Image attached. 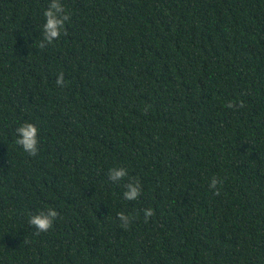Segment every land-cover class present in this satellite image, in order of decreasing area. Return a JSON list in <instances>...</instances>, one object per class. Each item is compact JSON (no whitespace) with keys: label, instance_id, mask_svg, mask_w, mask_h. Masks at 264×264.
Instances as JSON below:
<instances>
[{"label":"trees","instance_id":"1","mask_svg":"<svg viewBox=\"0 0 264 264\" xmlns=\"http://www.w3.org/2000/svg\"><path fill=\"white\" fill-rule=\"evenodd\" d=\"M49 3L0 0V264H264V0H61L40 49Z\"/></svg>","mask_w":264,"mask_h":264},{"label":"clouds","instance_id":"2","mask_svg":"<svg viewBox=\"0 0 264 264\" xmlns=\"http://www.w3.org/2000/svg\"><path fill=\"white\" fill-rule=\"evenodd\" d=\"M45 23L43 25V39L39 44L40 49H44L47 45L58 40L62 34L66 35V23L70 20V13H67L65 6L61 3V0H50V3L44 11ZM56 84L59 87L65 86V76L63 72L58 74ZM244 101H239L238 105L234 102H229L227 107L234 109L236 107L243 108ZM16 144L20 145L24 152L30 156L35 157L39 151V128L32 122H24L15 129ZM129 173L125 167H113L108 171L109 179L118 183L128 177ZM218 184H222V180L218 177H213L210 181L209 187L216 190V194H219ZM125 191L123 193L124 199L128 201L137 200L142 192V185L138 178H131L125 184ZM59 212L56 208L49 207L46 210H40L35 214H31L29 218V224L34 226L37 230V234L48 232L53 226L54 222L59 217ZM154 210L146 208L144 210L145 222L154 216ZM118 219L121 226L127 229L131 222L130 217L125 212L121 211L118 213Z\"/></svg>","mask_w":264,"mask_h":264}]
</instances>
